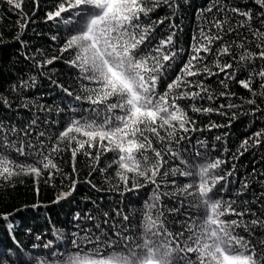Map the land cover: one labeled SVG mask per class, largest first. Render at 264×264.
Wrapping results in <instances>:
<instances>
[{
	"label": "snow or ice",
	"instance_id": "1",
	"mask_svg": "<svg viewBox=\"0 0 264 264\" xmlns=\"http://www.w3.org/2000/svg\"><path fill=\"white\" fill-rule=\"evenodd\" d=\"M0 4L19 17L12 39L28 62L12 61L15 79L0 73V187L14 189L28 177L38 197L41 179L52 187L59 179L50 201L59 204L77 190L82 164L84 183L104 193L84 196L85 208L66 214L62 228L49 216L47 239L48 227L25 226L22 242L13 213H0L14 257L0 264H264V167L240 174L236 163L264 148V126L230 157V133L214 136L211 147L193 135L241 116L264 121V0H52L44 18L63 38L51 36L56 54L42 60L41 49L31 52L23 39L39 0L31 15L24 0ZM186 11L195 20L187 42L175 22ZM56 61L67 66V82L49 74ZM42 75L59 89L50 104L26 94ZM230 82L249 95L237 97ZM200 117L208 122L198 128ZM61 161L71 162L70 173ZM141 189L147 199L137 209L129 198L143 199ZM42 206L37 199L13 211Z\"/></svg>",
	"mask_w": 264,
	"mask_h": 264
},
{
	"label": "trees",
	"instance_id": "2",
	"mask_svg": "<svg viewBox=\"0 0 264 264\" xmlns=\"http://www.w3.org/2000/svg\"><path fill=\"white\" fill-rule=\"evenodd\" d=\"M200 0H197L199 3ZM207 2V0H205ZM52 6V0H39V9L33 17L34 22H29L26 32L23 34V39L30 42L31 52H34L36 48H40L42 54H37L36 59L42 60L46 56H51L56 54V42L51 40V36L58 35L61 39L63 38V32L57 31V25L52 21L45 20V12L50 9ZM32 0H24V10L29 15L32 14ZM164 9H158L157 14L159 16L165 15ZM19 17L14 13L8 10L6 5L0 4V37H2V42H0V73H3L7 76H11L12 79H15V68L16 66L12 64V61L19 59L22 62V65L28 64V62L23 61V57L19 56L17 51L20 47L19 42H14L13 37L16 34L17 26L16 21ZM177 24H182L184 28L183 39L187 42L190 40L192 34V27L195 23L194 17L191 13L185 12L183 20L179 17L175 21ZM167 27L165 24L161 28L163 32L164 28ZM39 33V35H36ZM30 52V54H31ZM30 67V65H29ZM49 74L54 71L53 79H60L67 82L70 78V73L63 61H56L52 65L47 66ZM40 69L32 68L31 72L33 74L39 73ZM223 79V76L220 77ZM11 83V80H9ZM208 83L215 91L223 90L221 85L218 83L216 78L210 77ZM231 90L237 94V97H245L249 94L245 89H243L239 84L231 83ZM7 87V85H5ZM4 91L3 88H0V92ZM59 89L52 91L49 80L46 75L38 77V83L34 89H32L28 95L37 98L40 102L51 103L53 99L57 98V93ZM8 95V93H5ZM235 99V98H234ZM259 100V98H257ZM222 101L223 98H220ZM218 101L217 103H219ZM226 102V101H225ZM237 103H240V100H236ZM206 103V102H199ZM264 106V105H262ZM257 117L260 116L259 113L256 114ZM212 119L217 123H226V117H220L216 114L212 115ZM208 122L207 117H200L197 123V127H201L203 124ZM264 126V121L257 118L250 120L248 116H241L239 120L235 121L233 126L222 129H212L211 131H205L203 135L199 132L194 133L196 137L201 139H207L209 146L213 144V137L220 134L221 132H228L230 135L227 138V146L230 151L227 153V156H231L235 151L237 145L240 143L245 136L250 135L251 132L256 131L260 127ZM195 143V140H193ZM223 144L217 143L216 154H219V150L222 149ZM264 154V148H259L255 151L246 152L243 156L240 157L236 163L243 167L239 168V173L242 174L245 170L251 172L252 168L255 166L258 170L264 167V159H261V155ZM82 159V158H81ZM232 161L228 162V166H231ZM61 166L65 172H71V162L64 163L61 161ZM81 171L79 174L80 183L77 185V190L74 195L69 198L67 201H61L59 204H51L50 201L54 198L55 193L60 190L61 184L59 179L56 180L55 187L49 186L44 183V179H41L39 184V196L37 197L36 192L33 190V184L30 178L24 177V183H17L15 188L4 189L0 187V213H13L10 217L16 225V235L17 238L22 242L24 241V228L25 226L31 227L34 230H39L43 232L45 227H48V232L45 234V239L51 235V226L48 224L49 216L51 221L58 228L64 227L65 217L67 214L68 219L71 218V212L77 211L81 208H85V201L83 197L86 195H92L97 198L103 196L104 193H96L90 186L84 183L87 169L81 164ZM76 178V177H73ZM98 186L102 185V180L97 176L94 180ZM67 184V181H65ZM106 188V185H104ZM233 186H230V188ZM258 190V189H257ZM150 191V189H149ZM143 199L136 201L135 196H131L129 199L134 202V206L139 209L142 206L143 200L147 199V194L143 189L140 190ZM229 194H231L229 192ZM39 199L42 205H47L48 207H40L39 210L31 209L30 207L18 212H14V209H20L22 205H31ZM128 206V201H125V207ZM48 215H45V213ZM5 222L0 220V243H3L5 246L3 250H0V258L7 256L9 259H14V257L7 252V249L12 247L11 241L8 239V234L4 226ZM31 238L28 239V244H31ZM43 251V249H40Z\"/></svg>",
	"mask_w": 264,
	"mask_h": 264
}]
</instances>
